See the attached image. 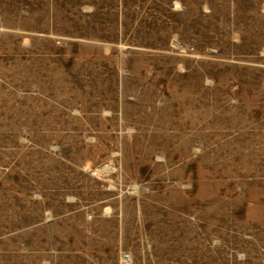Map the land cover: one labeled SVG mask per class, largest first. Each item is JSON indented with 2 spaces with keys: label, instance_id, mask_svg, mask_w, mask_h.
I'll list each match as a JSON object with an SVG mask.
<instances>
[{
  "label": "rangeland",
  "instance_id": "1",
  "mask_svg": "<svg viewBox=\"0 0 264 264\" xmlns=\"http://www.w3.org/2000/svg\"><path fill=\"white\" fill-rule=\"evenodd\" d=\"M0 264H264V0H0Z\"/></svg>",
  "mask_w": 264,
  "mask_h": 264
}]
</instances>
